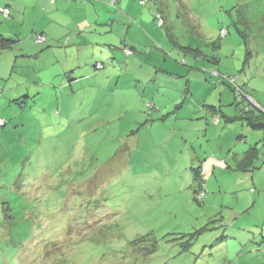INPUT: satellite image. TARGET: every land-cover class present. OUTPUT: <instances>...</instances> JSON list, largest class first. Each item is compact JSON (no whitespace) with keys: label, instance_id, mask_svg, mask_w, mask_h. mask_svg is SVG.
I'll list each match as a JSON object with an SVG mask.
<instances>
[{"label":"rangeland","instance_id":"obj_1","mask_svg":"<svg viewBox=\"0 0 264 264\" xmlns=\"http://www.w3.org/2000/svg\"><path fill=\"white\" fill-rule=\"evenodd\" d=\"M83 3L0 52V264H264V0Z\"/></svg>","mask_w":264,"mask_h":264},{"label":"crops","instance_id":"obj_2","mask_svg":"<svg viewBox=\"0 0 264 264\" xmlns=\"http://www.w3.org/2000/svg\"><path fill=\"white\" fill-rule=\"evenodd\" d=\"M83 1H90V0H55L54 2H50L48 0H0V34H3L4 36L7 37H18L19 39H21V42L19 43L27 42V44H30V41L28 40L26 41V39L21 38V35L19 33V28L24 25L25 26L28 25L27 23L28 18L30 22H33V20L37 17L36 22L34 24L31 23L33 26L32 32L44 33L47 36L48 40L50 41L59 40L60 37H62L61 31L54 29L52 27V24L56 23L57 20L54 17L55 14L60 11L61 12L69 11L75 8L74 5L76 4L86 5L83 3ZM115 1L119 2L121 5H123L124 3V0H115ZM6 7L9 8V16H10L9 18H5L1 13V9H5ZM159 14L163 16V13L160 9H158V15ZM119 16L120 18L126 19V22L128 18H130L124 12L122 14L120 13ZM44 19L46 20V22L40 25L39 22ZM83 24H84L83 22H78L76 23V25L69 24V26L71 27H68V29H71L72 26L75 27L76 35L74 36V42L76 40V45L78 47H88L90 45L89 42H86L84 39L83 40L80 39L81 36L80 30H82L81 25ZM131 25L134 26L135 23L127 25L126 28L129 30ZM62 26L66 28L65 25ZM113 30H114V25H113ZM35 44L36 46L38 45L37 43ZM37 48L39 47L37 46ZM4 59L0 60V74L3 73V76H6V68H8L9 66L8 62H10V58H7L6 61ZM16 64L14 65V67L16 66ZM155 66L156 65L149 64V67H151L152 69H154ZM2 67L4 68V72ZM21 85H23L22 86L23 88L22 87L20 88ZM8 86H9V82L7 83L6 87L5 86L3 87L4 92L5 91L7 92V94H5V96L3 97L7 99L6 104L8 105L9 103V106H11V104L16 103L14 100H16L17 98L24 97L26 102L25 104H23L22 107L25 106L27 107V100L34 98V96L39 94L38 88H34V82L28 81L27 79L20 81L19 85L16 86V88L15 86L9 87L10 91H7Z\"/></svg>","mask_w":264,"mask_h":264},{"label":"trees","instance_id":"obj_3","mask_svg":"<svg viewBox=\"0 0 264 264\" xmlns=\"http://www.w3.org/2000/svg\"><path fill=\"white\" fill-rule=\"evenodd\" d=\"M48 1L54 2L55 0H48ZM5 9H8V17L4 16L2 11H1V13L3 14V16L5 18H9L10 17L9 16V8L6 7ZM159 16H160V14L158 15V17ZM159 20H161L160 17H159ZM161 25H163V24H161ZM80 31L83 32V30H80ZM34 34L32 35V37L34 39V42L37 43L38 46H41V45L43 46L45 43H47L49 41L47 36L44 33L35 32ZM40 36L44 37V41L37 42V39ZM19 42H21V39H19L18 37H7V36H4L3 34H0V52L4 51V50L13 49L15 47V45L18 44ZM126 51H127L128 54L132 53L131 49H127L126 48ZM195 51H196L198 56L201 54V50L196 49ZM99 64L102 65L101 68H99V66H98ZM95 68L97 70H100V69L104 68V64L102 62H98L95 65ZM70 72H73V71H70ZM68 77L71 80L72 79H74V80L77 79L75 76L71 75V73L68 74ZM229 77H234V76H229ZM234 84L237 85V81H235ZM1 89H2V92L0 94V102H1V98H2L3 87H1ZM236 91H237L238 95H239V93L243 92L241 86H238V85H237ZM25 97H28V96H25ZM14 101L16 103H18V104H21V106H23V104H25V102H26L24 97L17 98ZM150 107L152 108V106H150ZM208 107H209V109H211V111L213 112L214 115L218 114V110H217L216 107H214V106H208ZM224 117H225L226 121H229V122L234 121L236 119L237 120H242V121L247 122L248 125H250L253 129H261V130L263 129L264 130V113L258 112L255 109L250 108V107L245 108V110L241 111V113L239 115L235 116V117H226V116H224ZM6 124H7V120L5 118H0V126H4ZM261 157L262 156L260 155V152L257 149V147L251 146V148L247 152L245 151L244 155L240 159H238V161H237V162H239V167L238 168L241 169L242 171H248V170H251L248 167L249 166H253V169H254V167L256 166V162Z\"/></svg>","mask_w":264,"mask_h":264},{"label":"built area","instance_id":"obj_4","mask_svg":"<svg viewBox=\"0 0 264 264\" xmlns=\"http://www.w3.org/2000/svg\"><path fill=\"white\" fill-rule=\"evenodd\" d=\"M2 13L4 14V16L8 17V9H1ZM159 24H162V20H159ZM41 41H44V37L40 36L38 39H37V42H41ZM99 68L102 67L101 64L98 65ZM226 78H229L231 80L232 83H235V81H237V77H226ZM2 92V89L0 87V94Z\"/></svg>","mask_w":264,"mask_h":264},{"label":"water","instance_id":"obj_5","mask_svg":"<svg viewBox=\"0 0 264 264\" xmlns=\"http://www.w3.org/2000/svg\"><path fill=\"white\" fill-rule=\"evenodd\" d=\"M262 113H264V112H262Z\"/></svg>","mask_w":264,"mask_h":264}]
</instances>
